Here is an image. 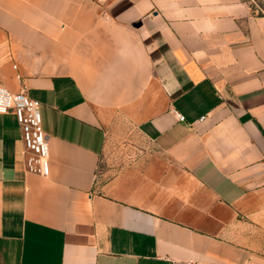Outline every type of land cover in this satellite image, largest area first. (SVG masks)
Returning a JSON list of instances; mask_svg holds the SVG:
<instances>
[{
  "label": "crops",
  "instance_id": "crops-1",
  "mask_svg": "<svg viewBox=\"0 0 264 264\" xmlns=\"http://www.w3.org/2000/svg\"><path fill=\"white\" fill-rule=\"evenodd\" d=\"M0 85L38 103L49 152L46 176L28 172L0 114V264H264L248 0H0ZM126 126L153 152L99 178Z\"/></svg>",
  "mask_w": 264,
  "mask_h": 264
},
{
  "label": "built area",
  "instance_id": "built-area-1",
  "mask_svg": "<svg viewBox=\"0 0 264 264\" xmlns=\"http://www.w3.org/2000/svg\"><path fill=\"white\" fill-rule=\"evenodd\" d=\"M105 4L109 0H93ZM15 114L24 143L23 157L28 172L41 176L47 175L49 158L47 136L43 130L38 103L31 100L25 89L12 93L0 85V114ZM178 120L185 121L178 114Z\"/></svg>",
  "mask_w": 264,
  "mask_h": 264
},
{
  "label": "rangeland",
  "instance_id": "rangeland-1",
  "mask_svg": "<svg viewBox=\"0 0 264 264\" xmlns=\"http://www.w3.org/2000/svg\"><path fill=\"white\" fill-rule=\"evenodd\" d=\"M258 13H264V0H248ZM153 152L151 144L134 128L122 127L109 137V150L104 154L99 170V178L105 170L112 172L120 169L125 163L139 159L144 153ZM164 161H167L163 157Z\"/></svg>",
  "mask_w": 264,
  "mask_h": 264
}]
</instances>
